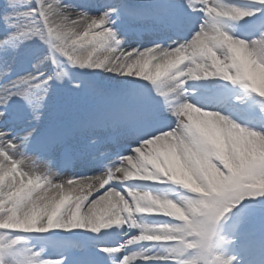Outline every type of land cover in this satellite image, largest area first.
I'll return each mask as SVG.
<instances>
[{"label":"snow or ice","instance_id":"6c2138e0","mask_svg":"<svg viewBox=\"0 0 264 264\" xmlns=\"http://www.w3.org/2000/svg\"><path fill=\"white\" fill-rule=\"evenodd\" d=\"M0 264H264V0H0Z\"/></svg>","mask_w":264,"mask_h":264}]
</instances>
